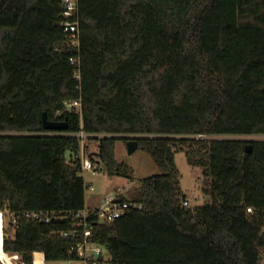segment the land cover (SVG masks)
Masks as SVG:
<instances>
[{
  "label": "trees",
  "instance_id": "16d2710c",
  "mask_svg": "<svg viewBox=\"0 0 264 264\" xmlns=\"http://www.w3.org/2000/svg\"><path fill=\"white\" fill-rule=\"evenodd\" d=\"M62 14V0H0V261L80 260L82 131L99 173L134 180L120 138L160 171L115 197L135 208L87 217L106 264H261L264 140L237 138L264 137V0H78L79 80ZM175 151L202 170L205 205L183 204Z\"/></svg>",
  "mask_w": 264,
  "mask_h": 264
},
{
  "label": "rangeland",
  "instance_id": "374dc122",
  "mask_svg": "<svg viewBox=\"0 0 264 264\" xmlns=\"http://www.w3.org/2000/svg\"><path fill=\"white\" fill-rule=\"evenodd\" d=\"M241 141L264 140V137H238ZM87 152L91 153L96 150V142H87ZM115 158L118 162H124L132 168L134 180H128L120 177H108L103 173H98L95 176L85 175V209L97 204L94 200L101 196L102 199L112 195H122L125 198H130L140 186V179L160 173L157 166L151 158L139 149H136L131 155L127 153L126 141L118 139L115 142L114 148ZM174 163L179 171L180 179L179 186L185 197L183 204L194 209L201 207L208 202V196L204 193L206 183L202 174V170L198 167H191L187 164L183 152L175 151ZM88 184H91L93 191L88 189ZM100 207L102 206L99 204ZM4 264H15L17 258L14 256L5 255ZM40 256H36V261L39 262ZM42 264H65L64 262H46ZM69 264H82V261H73Z\"/></svg>",
  "mask_w": 264,
  "mask_h": 264
},
{
  "label": "built area",
  "instance_id": "2783aa9c",
  "mask_svg": "<svg viewBox=\"0 0 264 264\" xmlns=\"http://www.w3.org/2000/svg\"><path fill=\"white\" fill-rule=\"evenodd\" d=\"M62 9H63V21L61 23L62 30L66 34L67 39L69 41V49L72 51V56L69 57V64L73 67L75 79L79 80L80 77V58H79V39H80V30H79V22H78V0H62ZM78 90L80 89L78 86L76 87ZM81 103L80 99L64 102L63 111H78L80 112ZM62 112H57L56 117L60 116ZM76 137L80 142L81 152H80V169L79 174L84 177L88 174V176H95L99 173L98 166L94 163L90 157L89 153H86L85 146L87 145V138L89 135L85 134L82 131H79L75 134H71ZM96 137H101V135H96ZM90 191H93V187L88 186ZM117 195H112L110 197H106L102 201V206L96 209H83L76 214V218L79 219L82 226H84L83 231V243L79 244L76 247V252L79 256V259L82 261V264H106V255L105 251L102 247L92 243L89 237V229L87 217L92 215L95 210H97L98 219L110 222L124 214V212L129 208H135L136 205L129 203H116L115 197ZM247 212H251L250 209H247ZM26 217L29 218H39L38 214L35 213H25ZM0 220L2 225V214L0 213ZM49 217L43 218L44 223H49ZM15 223V220H13ZM264 236V226L261 230ZM61 236H66V234H59ZM261 264H264V252L259 257ZM72 261H66L65 264H69ZM43 260L39 262H34V264H42ZM0 264H4L0 261ZM15 264H23L22 262H17Z\"/></svg>",
  "mask_w": 264,
  "mask_h": 264
},
{
  "label": "water",
  "instance_id": "95a60500",
  "mask_svg": "<svg viewBox=\"0 0 264 264\" xmlns=\"http://www.w3.org/2000/svg\"><path fill=\"white\" fill-rule=\"evenodd\" d=\"M42 127L43 129L48 130V131H62L66 129V124L64 122L49 121L46 117V114L43 113L42 114ZM126 148H127V153L131 155L137 149V142L135 140H128L126 142ZM250 152H251V146L246 145L245 153H250ZM36 255L41 257L40 260H43L42 253H34L33 254L34 262H36Z\"/></svg>",
  "mask_w": 264,
  "mask_h": 264
},
{
  "label": "crops",
  "instance_id": "0c3cea01",
  "mask_svg": "<svg viewBox=\"0 0 264 264\" xmlns=\"http://www.w3.org/2000/svg\"><path fill=\"white\" fill-rule=\"evenodd\" d=\"M90 185H91V184H88V186H90ZM91 186H92V185H91ZM108 197H110V196H108ZM105 198H106V197H105ZM103 200H104V198L102 199L101 196L97 197V199L94 200V202H95L97 205H96V206H93V207H91V208L96 209V208L100 207L99 204H101V201H103Z\"/></svg>",
  "mask_w": 264,
  "mask_h": 264
},
{
  "label": "bare ground",
  "instance_id": "6f19581e",
  "mask_svg": "<svg viewBox=\"0 0 264 264\" xmlns=\"http://www.w3.org/2000/svg\"><path fill=\"white\" fill-rule=\"evenodd\" d=\"M37 256V255H36Z\"/></svg>",
  "mask_w": 264,
  "mask_h": 264
}]
</instances>
